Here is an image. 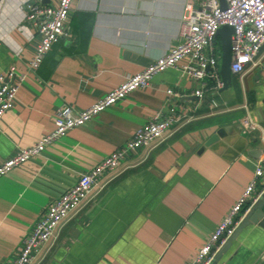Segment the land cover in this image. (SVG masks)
Segmentation results:
<instances>
[{
  "label": "crops",
  "instance_id": "0c3cea01",
  "mask_svg": "<svg viewBox=\"0 0 264 264\" xmlns=\"http://www.w3.org/2000/svg\"><path fill=\"white\" fill-rule=\"evenodd\" d=\"M27 3L55 2L0 0V75L11 68L27 72L37 42L25 22ZM189 4L193 0L75 1L67 35L28 74L1 119L0 163L52 132L61 106L85 110L170 52ZM259 60L263 66L264 47ZM197 88L178 68L167 69L1 177L0 264L11 263L49 204L166 110L168 89L181 96L172 103L190 118L162 143L132 152L115 172L103 174L33 264H188L252 181L264 139L260 65L232 76L228 90L206 93L195 107ZM247 116L260 130H244ZM229 241L211 264H264V229L250 225Z\"/></svg>",
  "mask_w": 264,
  "mask_h": 264
},
{
  "label": "built area",
  "instance_id": "2783aa9c",
  "mask_svg": "<svg viewBox=\"0 0 264 264\" xmlns=\"http://www.w3.org/2000/svg\"><path fill=\"white\" fill-rule=\"evenodd\" d=\"M53 1L55 3L52 5H25V22L36 32L37 42L26 73H19L11 68L0 75V122L13 107L17 93L28 74L36 72L51 48L67 35L69 12L77 0ZM224 4V10L221 9L219 0H193V4L186 5L181 17L177 44L170 52L149 64L141 73L127 77L116 89L98 99L89 108L82 111H75L69 106L58 108L52 118L54 130L31 147L18 150L11 158L0 163V178L27 161L41 156L50 145L68 132L87 124L101 112L124 100L133 91L147 88L155 75L167 69L178 68L183 76L198 84L197 90L192 93L196 98L195 107H198L206 93H218L222 88L219 76L221 51L219 45L215 44V39L217 30L224 25L233 28L230 63L232 76L242 75L259 65L264 72V65L262 66L259 60L264 47V0H224ZM182 61L184 63L179 65ZM166 95L165 111H158L123 146L82 174L72 187L47 206L33 229L23 238L10 264H33L43 249L56 237V232L87 201L103 174L115 172L132 152L162 143L176 124L190 118L188 113H185V107L177 105L175 101L172 103L181 96L173 89H168ZM243 128L250 133L260 130L259 125L249 116L244 119ZM261 142L262 156L255 163L252 181L188 264H211L262 195L263 137ZM260 180L262 190L256 195Z\"/></svg>",
  "mask_w": 264,
  "mask_h": 264
},
{
  "label": "water",
  "instance_id": "95a60500",
  "mask_svg": "<svg viewBox=\"0 0 264 264\" xmlns=\"http://www.w3.org/2000/svg\"><path fill=\"white\" fill-rule=\"evenodd\" d=\"M221 9H225L224 0H219ZM233 35V28L224 25L220 27L216 32L215 44L219 45L221 51V60L219 67V76L222 82V88L220 92L228 90L232 85V74L230 71L231 63V37ZM264 191L258 201L252 206V208L247 212L239 226L236 228L233 236L229 239V244L232 240H235L242 230L250 225H257L258 227L264 229ZM226 245V244H225ZM219 250L212 262H218L224 252V247Z\"/></svg>",
  "mask_w": 264,
  "mask_h": 264
}]
</instances>
